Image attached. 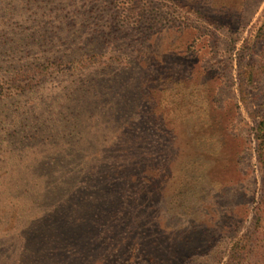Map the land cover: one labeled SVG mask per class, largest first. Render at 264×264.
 <instances>
[{
	"label": "rangeland",
	"instance_id": "1",
	"mask_svg": "<svg viewBox=\"0 0 264 264\" xmlns=\"http://www.w3.org/2000/svg\"><path fill=\"white\" fill-rule=\"evenodd\" d=\"M185 1L0 0V71L15 61L10 44L28 61L86 60L0 99L1 195L15 199L0 204L4 264H234L241 247L239 264H264L253 138L264 114V29L253 38L264 0L239 1L223 25L207 15L230 0ZM34 38L40 50L18 46ZM127 154L135 178L95 200L111 201L116 186L129 211L108 223L115 234L134 229L135 257L110 254L105 233L100 262L75 239L59 257V223L85 213L69 206L74 178L89 172L88 157L114 165Z\"/></svg>",
	"mask_w": 264,
	"mask_h": 264
},
{
	"label": "trees",
	"instance_id": "2",
	"mask_svg": "<svg viewBox=\"0 0 264 264\" xmlns=\"http://www.w3.org/2000/svg\"><path fill=\"white\" fill-rule=\"evenodd\" d=\"M241 0H230L228 1V6L223 7L225 8V12L222 11H215L221 13L218 17H213L211 15H207L209 18H212V20L216 21L217 23L223 24H230L231 21V15L229 14L230 11L234 10L237 3ZM183 2V1H182ZM186 3L184 5L193 4V0H186ZM211 8L213 9L215 5V0L211 1ZM190 6V5H189ZM193 6V5H192ZM219 7V6H217ZM195 9V8H194ZM196 11L198 12L197 8ZM206 16V15H204ZM261 25L258 28V31L253 35V38H259L262 36L261 31L264 29V16L260 18ZM21 44V45H20ZM30 46L33 50H40L42 43L37 40L33 39V41L27 43H18V46L23 48L24 46ZM8 48L12 50L13 53V61L11 63V67L9 69H5L4 71H0V99L3 96H6V93L11 90H18V89H24L32 87L33 85L37 84V82L40 80L41 77L50 75L55 72H60L63 69L72 68L71 63H84V59L81 58L82 56L72 58L71 61H67L64 63L63 59L60 57L57 62H52L49 58L44 59L42 61H37L35 59H32L31 61L26 60V58H22L21 56L17 57V51H21L22 49H18L10 44L8 45ZM28 49L26 52L29 53ZM57 66V68H56ZM251 70L249 72V79L251 80L254 76L253 73V65H249ZM254 133V140L256 142V152H257V166H260L264 163V160L262 158V154H264V114H262V119L258 121L256 129ZM122 154H125V151L121 152ZM108 157H104V159L101 160V157L99 160L96 159V157H88L87 165L89 166V172L86 173V175L83 177L77 176V178H74V186L76 188L74 192V201H70L69 206L71 210L74 208L79 209L82 208V210L85 212L83 216L76 215L72 220L67 221V217H64V222L61 221L59 224L60 228L57 230V233L55 235V244L58 246V250L56 254L58 255L59 252V246L61 244H68L74 243V239L76 242H79L78 244L85 245L84 250L88 253H95L97 254L96 262H100V253L99 251L102 250L101 247V240L104 236L108 237L110 244L108 247L111 246V249L109 250L110 254L116 255V257L119 258H125V260H131L132 257H135V250L133 249L136 243L131 235L134 233V229H130V225L126 223L123 227L120 228L118 231V234H115V225L113 223L109 224L108 221H110L111 218H113L115 215H124L125 211H129L127 206H122V201H120V198H118V192L116 189V186H113L110 191L109 189L106 191H109L105 195L112 196L113 199L108 202L107 198L102 196V202H96L95 195L96 191H101V189L104 187H107L109 183H114L119 181V179H125V182L129 184L133 178H135V174L132 173V159L133 157L127 154L126 156H120L116 158L114 165H107ZM104 163V164H103ZM101 164V165H100ZM89 173H92L90 176ZM99 184V186L95 189L92 187L94 183ZM73 184V183H72ZM66 185H68V181H66ZM3 185L0 182V204H3L5 202L8 203V205H12V203L15 201L14 198H10L8 196H2L1 195V189ZM95 186V185H93ZM128 190V189H127ZM105 193V192H104ZM120 196L123 197L121 194ZM79 197V198H78ZM118 198V199H117ZM264 201V199L262 200ZM108 202V203H107ZM11 207L8 211L10 213ZM125 210V211H124ZM63 215L60 214L59 216L61 220L63 219ZM10 218V216H9ZM105 220V221H104ZM102 221L105 223L102 224ZM83 222H88V224H85L84 230L78 231V225L82 224ZM95 225L98 226L97 229H95ZM60 230V231H59ZM97 232V234H96ZM15 234V233H14ZM13 234V235H14ZM91 236V237H88ZM117 236V237H116ZM138 236V235H135ZM249 238V237H248ZM99 239L98 241H96ZM7 243V241H6ZM1 244V240H0ZM74 247L72 248V250ZM71 250V252H72ZM134 250V251H133ZM244 250L242 247L239 250H235L232 253V262L234 264H239L241 260V254L244 253ZM55 254V255H56ZM68 254V253H67ZM19 255V254H18ZM23 256V255H22ZM59 257L62 256V252H59ZM64 256V254H63ZM72 254H69L67 257H71ZM89 256V255H85ZM19 258L14 259V264H21L20 256ZM93 255H90V258H92ZM145 257V254L141 256ZM1 258V257H0ZM55 256L52 257L54 260ZM82 262L84 261V258H81ZM145 260L150 262V259L147 257ZM92 261V260H90ZM95 261V259L93 260ZM0 264H4L3 261H0ZM23 264V262H22ZM39 264V263H37ZM53 264H58V261H53Z\"/></svg>",
	"mask_w": 264,
	"mask_h": 264
}]
</instances>
